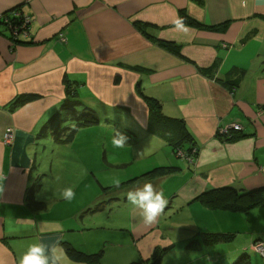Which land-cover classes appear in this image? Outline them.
I'll return each mask as SVG.
<instances>
[{
    "label": "crops",
    "instance_id": "0c3cea01",
    "mask_svg": "<svg viewBox=\"0 0 264 264\" xmlns=\"http://www.w3.org/2000/svg\"><path fill=\"white\" fill-rule=\"evenodd\" d=\"M15 7L30 25L22 44L0 25V264H20L37 242L59 264H264L255 248L264 245V214H220L230 225L224 232L206 231L216 214H192L193 230L176 238L165 221L169 209L199 202L211 189L264 187V0H0V15ZM180 11L201 27L178 28ZM234 67L245 73L231 88L224 80ZM23 96L35 99L14 108ZM69 97L79 110H93L96 123L109 116L127 124L117 130L146 159L95 206L116 208L108 214L121 220L114 225L98 221L107 214H86L91 206L49 214L42 197L36 142L52 136L42 129ZM147 98L161 104L171 130L189 131L193 160L175 156L168 126L154 129ZM231 124L241 132L222 140L219 129ZM163 167L175 170L138 179ZM144 183L167 200L153 224L126 199ZM211 234L227 237L208 242ZM69 247L98 257L73 258Z\"/></svg>",
    "mask_w": 264,
    "mask_h": 264
},
{
    "label": "rangeland",
    "instance_id": "374dc122",
    "mask_svg": "<svg viewBox=\"0 0 264 264\" xmlns=\"http://www.w3.org/2000/svg\"><path fill=\"white\" fill-rule=\"evenodd\" d=\"M110 118H102L95 125L80 130L72 142L67 144L64 141L57 142L52 136L36 142L39 144L37 164L42 167L40 178L46 179L42 197L47 204L49 202V214H81L91 206V210L86 214H107L104 221H98L109 225L121 221L108 215L118 214L116 208L110 211V206L105 207L102 212L96 210L95 206L101 202L102 196L110 197L117 182H121L126 175L135 173L146 159L137 146L131 148L126 145L123 149L112 147L117 126L126 128L127 124L119 120L112 124L107 120ZM178 157L189 159L185 154ZM66 189H72L76 193L73 200L67 201L63 198L62 193ZM97 208H100V205ZM165 214L166 229L175 238L193 230L189 225L192 222V214H216L206 231L224 232L230 225L225 224V218L220 214H264V201L247 211L213 208L201 201H195L183 207L174 206Z\"/></svg>",
    "mask_w": 264,
    "mask_h": 264
},
{
    "label": "trees",
    "instance_id": "16d2710c",
    "mask_svg": "<svg viewBox=\"0 0 264 264\" xmlns=\"http://www.w3.org/2000/svg\"><path fill=\"white\" fill-rule=\"evenodd\" d=\"M18 14V16H16ZM26 16L23 15V13L19 10V7H15L3 14L2 17H0V25H4L6 29L9 31V34H11L10 29L8 28L9 24L13 25H21ZM180 19L183 21L184 25L199 28L201 27V24L197 21L191 19L185 11H180ZM30 25V24H29ZM222 28H225V24ZM12 36V42L13 44H22L26 43V41H23L21 39V36H25L23 34H20L19 36ZM168 45V44H165ZM170 46V44L168 45ZM244 70H239L238 68L234 67L230 71L226 73V78L224 80V83L229 85L231 88H235L239 82L240 78L244 75ZM72 95L74 94V91L70 92ZM70 94V95H71ZM74 98V96H72ZM66 99L62 106L60 111L54 115L48 122L47 126H45L42 129L41 135H44L48 131L51 132L52 137L55 138V140L58 141H64V142H71L77 131L81 127L91 126L96 124L98 121V118L95 114V112L89 108H85L83 111L78 109L79 104L76 100L73 98ZM35 99V96H23L19 97L15 100V102L12 103L13 107H18L21 104L30 102L31 100ZM147 103L149 105V109L151 111L152 119L151 122L153 124L154 129L158 131H162V129H165L167 126L170 128V132H172L175 135L174 142H172L173 146V153L175 156H178L181 154H185L188 160H193L196 155L198 154V150L194 145L193 138L189 131H187L186 128L182 127L181 125H173L171 127V123L168 122L167 117L162 113L161 105L160 103L153 99V98H147ZM72 123L71 126H64V123ZM62 125V126H61ZM64 126V127H63ZM241 132V131H238ZM238 132L231 133L230 136H225L222 138V140H233L237 137ZM237 133V134H236ZM180 157V156H179ZM178 157V158H179ZM175 170L174 167L167 168H156L154 170H151L147 173H145L143 176H141L138 179H151L153 177L161 176V175H167L172 173ZM126 184H120L114 188L120 189L124 187ZM199 200L210 207H216V208H224V209H231L234 211H247L249 209H252L253 207L261 204L264 201V187L246 191V192H238L237 190H234L232 188H219V189H211L199 196ZM33 205V204H32ZM44 208L43 203H39L36 206V209L41 210ZM227 237L224 234H211L207 235L208 242H217ZM67 252L71 257H80L82 259H86V261L92 260V262L95 261V259L98 257V255H86L82 252L78 251L77 249L73 247L67 248ZM159 259H156V262Z\"/></svg>",
    "mask_w": 264,
    "mask_h": 264
},
{
    "label": "clouds",
    "instance_id": "9594fccd",
    "mask_svg": "<svg viewBox=\"0 0 264 264\" xmlns=\"http://www.w3.org/2000/svg\"><path fill=\"white\" fill-rule=\"evenodd\" d=\"M178 28L183 29V21H176ZM127 145V136L116 130L112 140V147L123 149ZM118 183V182H117ZM76 193L72 189H66L62 196L65 200L71 201ZM127 201L141 210V216L146 224H153L164 212L167 200L162 192L156 191L151 183H144L142 187L130 190L126 194ZM59 257L50 254V249L44 243L32 244L20 258V264H59Z\"/></svg>",
    "mask_w": 264,
    "mask_h": 264
},
{
    "label": "built area",
    "instance_id": "2783aa9c",
    "mask_svg": "<svg viewBox=\"0 0 264 264\" xmlns=\"http://www.w3.org/2000/svg\"><path fill=\"white\" fill-rule=\"evenodd\" d=\"M16 16H18V14H16ZM0 17L2 16L0 15ZM29 24H30V20L28 17H26L24 22L21 25L9 24L8 28L12 32L11 34L13 36H19L20 34L27 36L29 34ZM241 130H242V127L240 125L231 124L229 126L220 128L219 133L220 135L225 137V136H230L231 133L233 132H238ZM12 139H13V132L11 129H9L7 130L5 134V142L9 144L12 141ZM255 248L259 253L264 254V245L262 243L255 244Z\"/></svg>",
    "mask_w": 264,
    "mask_h": 264
}]
</instances>
